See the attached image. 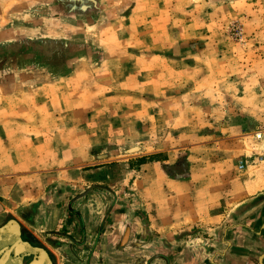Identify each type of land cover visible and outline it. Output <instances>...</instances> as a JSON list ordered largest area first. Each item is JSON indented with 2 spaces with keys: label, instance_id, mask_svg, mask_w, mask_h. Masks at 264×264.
<instances>
[{
  "label": "rangeland",
  "instance_id": "rangeland-1",
  "mask_svg": "<svg viewBox=\"0 0 264 264\" xmlns=\"http://www.w3.org/2000/svg\"><path fill=\"white\" fill-rule=\"evenodd\" d=\"M262 129L264 0H0V224L39 245L57 200L100 218L171 176L258 187Z\"/></svg>",
  "mask_w": 264,
  "mask_h": 264
},
{
  "label": "crops",
  "instance_id": "crops-1",
  "mask_svg": "<svg viewBox=\"0 0 264 264\" xmlns=\"http://www.w3.org/2000/svg\"><path fill=\"white\" fill-rule=\"evenodd\" d=\"M170 179L160 197H148L145 187L138 207L125 203L117 213L112 204L100 218L71 207L60 216L54 201L43 212L41 228L55 230L47 235L56 240L46 248L57 264L59 253L71 251L86 253L84 264H264V180L196 190Z\"/></svg>",
  "mask_w": 264,
  "mask_h": 264
},
{
  "label": "water",
  "instance_id": "water-1",
  "mask_svg": "<svg viewBox=\"0 0 264 264\" xmlns=\"http://www.w3.org/2000/svg\"><path fill=\"white\" fill-rule=\"evenodd\" d=\"M9 224L16 225L15 226L16 228L15 229V237H16L15 240L16 239L19 240L20 243L24 245L23 250L20 251L18 255H15L16 264H54L52 254L50 253L48 248H46L45 246L39 245L37 243L36 238L31 233H26L25 238H23L21 224L15 218H9L5 220L2 224H0V238L5 237ZM2 253L3 252L0 253V256L2 255ZM261 257H264V254L261 255ZM0 261H2L1 258H0ZM9 261H10V258L8 257L6 264H8ZM5 262H6V259L2 262V264H5Z\"/></svg>",
  "mask_w": 264,
  "mask_h": 264
},
{
  "label": "bare ground",
  "instance_id": "bare-ground-1",
  "mask_svg": "<svg viewBox=\"0 0 264 264\" xmlns=\"http://www.w3.org/2000/svg\"><path fill=\"white\" fill-rule=\"evenodd\" d=\"M15 226H16L15 224L14 225L9 224L5 237L0 238V253L3 252L2 255L0 256V258L2 259V261H0V264H2V262L5 259H6V262H5L6 264L8 257L10 258V261L8 262V264H16L15 255H18V253L23 250L24 245L21 244L19 240L17 239L15 240L16 238L15 237V229H16Z\"/></svg>",
  "mask_w": 264,
  "mask_h": 264
},
{
  "label": "built area",
  "instance_id": "built-area-1",
  "mask_svg": "<svg viewBox=\"0 0 264 264\" xmlns=\"http://www.w3.org/2000/svg\"><path fill=\"white\" fill-rule=\"evenodd\" d=\"M254 137L257 141H262L264 139V129L259 130L254 133ZM247 160L245 158L238 159L237 167L239 170H243L246 167Z\"/></svg>",
  "mask_w": 264,
  "mask_h": 264
},
{
  "label": "flooded vegetation",
  "instance_id": "flooded-vegetation-1",
  "mask_svg": "<svg viewBox=\"0 0 264 264\" xmlns=\"http://www.w3.org/2000/svg\"><path fill=\"white\" fill-rule=\"evenodd\" d=\"M22 236H23V238H25V235L22 234Z\"/></svg>",
  "mask_w": 264,
  "mask_h": 264
}]
</instances>
